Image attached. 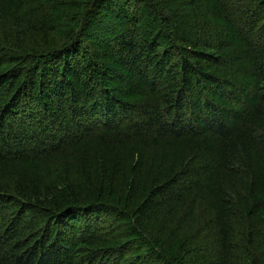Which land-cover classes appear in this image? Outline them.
<instances>
[{"label": "trees", "instance_id": "obj_1", "mask_svg": "<svg viewBox=\"0 0 264 264\" xmlns=\"http://www.w3.org/2000/svg\"><path fill=\"white\" fill-rule=\"evenodd\" d=\"M137 1L0 0V264H264V0Z\"/></svg>", "mask_w": 264, "mask_h": 264}, {"label": "rangeland", "instance_id": "obj_2", "mask_svg": "<svg viewBox=\"0 0 264 264\" xmlns=\"http://www.w3.org/2000/svg\"><path fill=\"white\" fill-rule=\"evenodd\" d=\"M187 4V0H148L147 2L138 0L135 6H130L134 13L137 12L136 16L139 18L137 33L144 38L158 41L164 48L168 47L169 37H171L166 30L170 31L173 27H175L174 31L179 38L184 40L194 38V21ZM88 14V16L91 15L92 20L89 27L90 32L98 31L111 36L118 32L122 33L124 29V25H122V27H116L113 30V27L116 26L114 10L90 11ZM64 15L67 19H71L74 14L64 13ZM159 17L169 19L168 22L172 21L174 26L168 28L167 25L159 21Z\"/></svg>", "mask_w": 264, "mask_h": 264}]
</instances>
